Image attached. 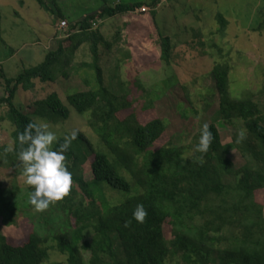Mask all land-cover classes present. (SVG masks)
Here are the masks:
<instances>
[{"label":"trees","instance_id":"trees-1","mask_svg":"<svg viewBox=\"0 0 264 264\" xmlns=\"http://www.w3.org/2000/svg\"><path fill=\"white\" fill-rule=\"evenodd\" d=\"M34 1L53 14L44 0ZM159 2L104 5L96 13L71 23L68 37L48 51L41 63L14 78L3 76L5 96L0 98V122L11 126L12 146L0 147L1 168L24 176L18 154L27 144L18 141V134L29 122L38 125L35 118L58 123L70 116L69 108L56 93L36 102L33 114L23 113L15 101L18 90H33L37 81L53 82L84 45L91 61L82 67L94 77L90 82L86 76L84 82L89 89L70 94L67 103L85 117L95 143L77 133L64 152L72 185L63 200L49 206L64 217L60 228L49 237L33 230L19 246L10 245L0 235V264H264V211L255 199V193L264 190V114L249 94L233 96L226 60L217 62L211 70L218 110L208 124L212 141L205 153L196 151L201 128L194 134L191 146L168 141L155 148L166 132V122H141L134 110V104L139 102L140 113L151 111L154 100L146 92L133 99L128 94L118 97L104 82L100 46L110 49L111 45L97 29L100 23L96 28L92 23L143 7L150 9L154 18L156 12L151 8ZM57 17L64 16L58 12ZM216 22L217 32H223L226 18L217 14ZM156 35L160 60L170 65V42L159 30ZM134 85L145 91L138 78ZM219 120L229 128L241 126L231 132L232 145L245 162L236 171L221 143L215 124ZM65 138L56 140L51 149L58 151ZM188 150H192L190 157ZM86 163L90 180L83 176ZM226 175H232L233 181H227ZM29 189L32 192L33 186ZM110 190L126 193L127 197L119 204L108 205L105 195ZM18 191L15 186L5 195L0 189V217L4 222L15 214L11 204ZM137 204L147 212L143 223L132 219ZM41 218L47 224L44 216ZM165 226L169 228L170 241L165 239Z\"/></svg>","mask_w":264,"mask_h":264},{"label":"rangeland","instance_id":"rangeland-1","mask_svg":"<svg viewBox=\"0 0 264 264\" xmlns=\"http://www.w3.org/2000/svg\"><path fill=\"white\" fill-rule=\"evenodd\" d=\"M120 1L150 4L152 0H44L53 14L34 0H0V98L5 96L3 76L14 78L24 69L41 63L47 52L56 49L58 42L65 39L59 31L62 20L67 21L69 31L71 23L96 13L104 5L115 6ZM151 9L156 12L154 18L151 10L143 7L118 18L95 21L97 26L100 23L96 27L111 45L110 49L100 46L99 64L105 84L118 97L128 94V98L133 99L148 93L154 100L153 110L140 113L141 104L137 102L134 104L135 115H140L141 122L161 119L167 124L166 132L155 148L168 141L177 146H191L194 134L202 125L215 119L218 95L211 70L217 62L226 60L230 67L233 96L249 94L264 114V0H160ZM58 12L64 17H57ZM217 14L227 20L223 32H217ZM157 30L170 42V65L160 60ZM90 61V53L84 45L53 82L37 81L33 90L25 92L20 88L16 94V104L28 115L35 112L36 102L52 93L58 95L70 110L69 118L58 123L35 118L38 125H47L56 140L70 136L75 130L95 143L91 130L86 127L85 117L67 103L70 94L89 89L84 78L87 76L92 82L94 75L82 64ZM137 78L145 91L134 85ZM215 124L227 150L226 156L236 171L245 162L232 145L231 132L238 131L241 126L229 128L221 120ZM10 133L11 126L0 122V147L12 146ZM186 154L190 157L192 150ZM83 176L85 180L92 177L88 163L83 166ZM25 179L15 176L11 169L0 167V189L5 195L15 186L19 188L11 204L16 208L13 218L4 222L0 217V235L12 246L25 243L33 230L42 237H49L64 221L56 208L34 211L29 203L30 185ZM225 179L232 182L233 176L226 175ZM126 197V193L115 190L107 191L105 195L108 205L119 204ZM255 199L264 211V190L256 192ZM164 234L167 241L172 239L166 226Z\"/></svg>","mask_w":264,"mask_h":264},{"label":"clouds","instance_id":"clouds-1","mask_svg":"<svg viewBox=\"0 0 264 264\" xmlns=\"http://www.w3.org/2000/svg\"><path fill=\"white\" fill-rule=\"evenodd\" d=\"M77 132L73 130L65 138L59 150L51 149L56 136L47 129V125H37L29 122L23 133L18 134V141L27 148L18 154L19 166L23 168V175L27 185L33 186L29 196V203L34 211L43 212L57 201L63 200L70 191L72 174L64 163V152L67 151L71 140L76 139ZM243 137V132L240 133ZM212 141V132L207 124L200 129L199 142L196 151L205 153ZM147 212L142 204H137L132 213V219L143 223Z\"/></svg>","mask_w":264,"mask_h":264},{"label":"built area","instance_id":"built-area-1","mask_svg":"<svg viewBox=\"0 0 264 264\" xmlns=\"http://www.w3.org/2000/svg\"><path fill=\"white\" fill-rule=\"evenodd\" d=\"M96 22L92 23L93 24V27H96L97 26V23ZM67 29H68L67 21L62 20L60 22V25H59V31L63 33V35H64L65 38L68 37V30Z\"/></svg>","mask_w":264,"mask_h":264}]
</instances>
